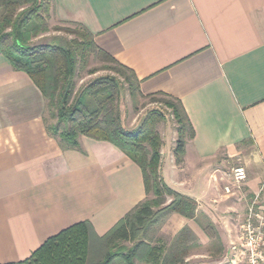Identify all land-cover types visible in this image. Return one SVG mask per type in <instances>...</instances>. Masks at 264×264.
<instances>
[{"label":"crops","instance_id":"0c3cea01","mask_svg":"<svg viewBox=\"0 0 264 264\" xmlns=\"http://www.w3.org/2000/svg\"><path fill=\"white\" fill-rule=\"evenodd\" d=\"M53 14L85 26L143 95L179 100L189 118L181 162L177 130L167 145L158 126L160 174L197 202L196 215L169 213L153 240L168 249L188 227L185 264L243 261L240 223L264 185V0H54ZM48 111L32 78L0 53V264L30 258L82 221L102 237L147 198L141 167L122 149L86 135L63 147ZM231 164L246 167L242 191Z\"/></svg>","mask_w":264,"mask_h":264},{"label":"trees","instance_id":"16d2710c","mask_svg":"<svg viewBox=\"0 0 264 264\" xmlns=\"http://www.w3.org/2000/svg\"><path fill=\"white\" fill-rule=\"evenodd\" d=\"M53 1L0 0V53L39 87L47 99L51 118L56 119L49 123L48 130L63 147H79L82 135L112 142L141 167L146 195L153 193L156 198H145L102 237L89 221H82L50 237L30 258L9 264H91V254L97 246L104 252L100 251L93 264H185L195 245L190 228H183L168 249L163 243L152 244L144 238L151 225L169 213L194 218L197 209L193 198L170 188L160 174L163 139L158 124L164 120V113L153 109L134 129L124 126L121 97L126 90L133 97H145L140 91V80L131 69L98 48L94 35L82 24L74 23L82 29L81 40L34 43L48 30V20L41 13L53 10ZM95 53L114 61L117 74L97 77L76 90L80 61L86 64ZM170 98L166 105L171 107L177 123L175 153L177 162H181L184 139L193 138L194 132L181 102ZM166 197H171V201L155 210L165 204Z\"/></svg>","mask_w":264,"mask_h":264},{"label":"rangeland","instance_id":"374dc122","mask_svg":"<svg viewBox=\"0 0 264 264\" xmlns=\"http://www.w3.org/2000/svg\"><path fill=\"white\" fill-rule=\"evenodd\" d=\"M48 20V30L45 33H42L37 38L34 39V43H48L51 41L58 40L63 44L68 43L69 41L81 40L82 29L79 25L63 22L58 20L54 14L52 8L46 11H42L41 13ZM117 64L102 55L93 54L86 64H82L80 61L79 68L77 74L75 76L76 82V90H79L84 85L89 83L100 76L117 74L116 68ZM172 99L163 94H153L143 96H131L128 90L124 91L121 100H120V109H121V117L124 126L127 129H134L143 119V117L151 110L157 109L164 113V120L161 121L158 126H161L163 129L165 136V141L167 145L171 144V134L173 133V129L176 131L177 123L175 121L174 116L171 114V107L166 105L167 101H171ZM49 123L52 124L56 122V119L51 118V111H48ZM177 132V131H176ZM188 135V132H187ZM179 137V136H178ZM188 136L184 139V143H186ZM185 147V145H184ZM235 165L231 164V167ZM230 167V166H229ZM160 171V170H159ZM148 198H156L153 193L147 195ZM169 198L166 197L165 204H161L158 207H155V210L159 208H163L166 204H168ZM161 220V219H160ZM156 221L155 224H152L148 234L144 235V238L150 241L152 244H156L157 242L151 239L153 234L156 231V225L160 221ZM243 221V219H242ZM241 221V223H242ZM240 223V225H241ZM241 230V229H240ZM150 239V240H149ZM241 243V242H240ZM128 246H131V243H126ZM104 248V247H103ZM104 252V249L95 247L91 254V260L89 263L93 264L95 260L98 259L100 253ZM137 264H147L143 261L137 262Z\"/></svg>","mask_w":264,"mask_h":264},{"label":"built area","instance_id":"2783aa9c","mask_svg":"<svg viewBox=\"0 0 264 264\" xmlns=\"http://www.w3.org/2000/svg\"><path fill=\"white\" fill-rule=\"evenodd\" d=\"M231 177L237 189L242 191L247 182L248 173L244 165L232 167ZM250 198L243 221L240 225V242L244 260L239 264H264V204L262 192ZM227 193L231 192L230 186L225 187Z\"/></svg>","mask_w":264,"mask_h":264}]
</instances>
